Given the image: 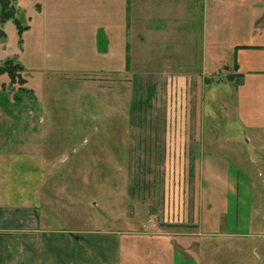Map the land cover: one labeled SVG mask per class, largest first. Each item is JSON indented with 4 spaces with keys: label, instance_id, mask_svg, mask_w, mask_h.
Masks as SVG:
<instances>
[{
    "label": "rangeland",
    "instance_id": "1",
    "mask_svg": "<svg viewBox=\"0 0 264 264\" xmlns=\"http://www.w3.org/2000/svg\"><path fill=\"white\" fill-rule=\"evenodd\" d=\"M6 1L0 0V10ZM89 1L10 0L23 28L0 20V65L13 60L23 66L15 80L0 75V172L10 178L0 181V196L9 188L19 196L34 183L42 187L48 222L73 231L138 225L189 231L204 203L201 180L188 178L200 147L190 153L177 140L186 127L195 143L206 105V148L229 155L228 140L242 134L231 113L233 95L223 84L217 98L212 91L207 101L193 97L192 111L182 100L162 111L146 91L151 78L145 75V86L136 82L152 69L131 67L130 58L129 80L110 84L103 69L104 21L96 15L92 35ZM193 38L200 44V36ZM168 135L175 136L169 147ZM216 139L221 143H212Z\"/></svg>",
    "mask_w": 264,
    "mask_h": 264
},
{
    "label": "crops",
    "instance_id": "2",
    "mask_svg": "<svg viewBox=\"0 0 264 264\" xmlns=\"http://www.w3.org/2000/svg\"><path fill=\"white\" fill-rule=\"evenodd\" d=\"M89 13L92 35L99 26L96 15L104 21L103 69L110 84L129 80V58L131 67L152 69L136 82L145 86V75L151 78L146 91L162 111L181 100L192 111L193 97L207 101L212 91L217 98L227 84L242 134L228 140L229 155L208 151L206 105L195 143L192 130L183 127L188 132L176 146L190 153L200 147L189 161L188 178L201 180L204 198L189 231L158 225L150 231L139 225L63 229L48 222L42 187L32 182L19 196L5 187L0 264H264V0H90ZM174 139L168 135V147ZM8 175L0 172V181L10 180Z\"/></svg>",
    "mask_w": 264,
    "mask_h": 264
},
{
    "label": "trees",
    "instance_id": "3",
    "mask_svg": "<svg viewBox=\"0 0 264 264\" xmlns=\"http://www.w3.org/2000/svg\"><path fill=\"white\" fill-rule=\"evenodd\" d=\"M9 1L10 0H7L6 2L2 3V7L0 10V20L2 22H5L7 20L13 19L17 23L19 28L22 29L23 27L19 19L16 17L14 8H9ZM22 70L23 66L19 63L14 62L13 60H8L5 64L0 65V75L8 73L13 80L18 77V75L20 74L19 72H21Z\"/></svg>",
    "mask_w": 264,
    "mask_h": 264
}]
</instances>
